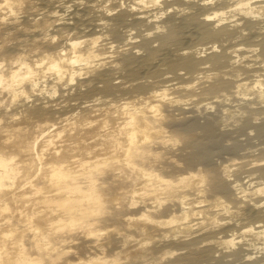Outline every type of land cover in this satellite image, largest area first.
I'll list each match as a JSON object with an SVG mask.
<instances>
[{
  "label": "bare ground",
  "instance_id": "bare-ground-1",
  "mask_svg": "<svg viewBox=\"0 0 264 264\" xmlns=\"http://www.w3.org/2000/svg\"><path fill=\"white\" fill-rule=\"evenodd\" d=\"M24 2L0 0V264H264V0Z\"/></svg>",
  "mask_w": 264,
  "mask_h": 264
},
{
  "label": "rangeland",
  "instance_id": "rangeland-1",
  "mask_svg": "<svg viewBox=\"0 0 264 264\" xmlns=\"http://www.w3.org/2000/svg\"><path fill=\"white\" fill-rule=\"evenodd\" d=\"M49 0H25V2H24V4H28V5H30V7L28 8V11L30 12V11H33V12H41L42 11V9L40 8V6H42V5H45V4H47V3H49L48 2ZM29 12H27V13H29ZM14 34H12V35H9L8 37H6V36H4V37H1L0 38V43H2V42H4V41H8L11 37V39L8 41V42H13V41H15L16 39H14ZM70 49V46L68 47V50ZM28 53H30V51H28ZM42 56L41 55H37V56H35L34 58H41ZM71 113V112H70ZM103 115H101L100 117H102ZM99 117V118H100ZM39 123H40V121H39V119L38 120H36V118H34V119H31L30 120V122H29V128H31V129H36V128H38V126H39ZM24 125H27V123H25ZM243 131H244V129H243ZM248 133H249V129H247L246 130ZM243 133H245V132H243ZM234 136H236V133H234ZM247 137V135L246 134H243L242 136L240 135L239 136V138H242V144L240 145V146H242V147H244L246 150H244V148H242L244 151H247L248 150V148H246V146L247 147H249V144L251 145V144H256V142L258 141L257 140V138H253V140L251 139V140H249V139H247V140H245L244 138H246ZM255 139V140H254ZM249 140V141H248ZM230 141V142H229ZM232 141V142H231ZM234 139H232V138H230V139H227V141L225 140V141H223L224 142V144L222 145V144H220V149L222 148V150H223V148H224V150L223 151H225V152H223L222 150L220 151V149L219 150H217L218 152H217V154H215L214 156V159H216V160H221V159H224V160H227V162H229V163H233L234 161L232 160V159H229L231 156L233 157V155H234V151H229L230 149H231V147L233 146V144H235L234 142ZM244 141V142H243ZM256 141V142H255ZM254 142V143H253ZM245 143V144H244ZM232 146H231V145ZM243 144H244V146H243ZM224 146V147H222V146ZM229 146V147H228ZM231 146V147H230ZM227 147V148H226ZM226 148V149H225ZM228 148H230V149H228ZM254 148V147H253ZM256 148V147H255ZM241 149V151L243 152V150ZM232 150V149H231ZM240 150H239V153L241 154L242 152H241ZM228 152V153H227ZM231 152H233L232 154H230ZM219 153V154H218ZM221 153V154H220ZM224 153V154H223ZM218 155V156H217ZM221 155V156H220ZM231 155V156H230ZM235 156V155H234ZM236 157V156H235ZM240 159V158H239ZM239 159H238V161H239ZM231 161H233V162H231ZM236 163V162H235ZM237 165V164H236ZM236 165L234 164V167H236ZM238 166V165H237ZM233 167V166H232ZM108 224L107 223H103L102 224V226L103 227H106ZM110 228L112 227V226H109ZM108 227V228H109ZM107 231V230H106ZM113 253V252H112ZM126 253L127 252H122V253H116V252H114V254H116L117 256L118 255H121L122 257H123V259H125V257H126ZM140 253H142V252H140ZM133 254V253H132ZM130 258V257H129ZM135 259V258H134ZM240 261L241 260H236L235 261V263L234 264H240Z\"/></svg>",
  "mask_w": 264,
  "mask_h": 264
}]
</instances>
